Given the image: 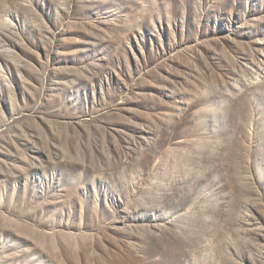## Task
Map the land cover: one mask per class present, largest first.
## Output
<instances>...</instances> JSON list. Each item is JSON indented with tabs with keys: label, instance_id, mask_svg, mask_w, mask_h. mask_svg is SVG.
<instances>
[{
	"label": "rangeland",
	"instance_id": "obj_1",
	"mask_svg": "<svg viewBox=\"0 0 264 264\" xmlns=\"http://www.w3.org/2000/svg\"><path fill=\"white\" fill-rule=\"evenodd\" d=\"M0 264H264V0H0Z\"/></svg>",
	"mask_w": 264,
	"mask_h": 264
}]
</instances>
